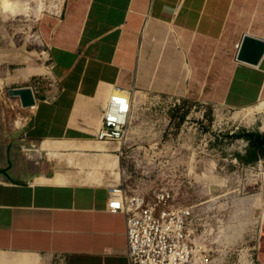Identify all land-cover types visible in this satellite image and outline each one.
I'll return each mask as SVG.
<instances>
[{
  "label": "crops",
  "instance_id": "obj_1",
  "mask_svg": "<svg viewBox=\"0 0 264 264\" xmlns=\"http://www.w3.org/2000/svg\"><path fill=\"white\" fill-rule=\"evenodd\" d=\"M43 21L47 91L36 93L21 128L0 129V255L31 264H129L126 218L108 211L112 186L84 181L65 141L96 142L117 88L135 91L134 101L144 93L230 109L264 104V56L258 64L237 58L246 33L264 39V0H65ZM36 70L22 68L13 82L30 81ZM55 141L63 145L57 159L47 148ZM263 158L264 146L247 164ZM261 192L264 214V175Z\"/></svg>",
  "mask_w": 264,
  "mask_h": 264
},
{
  "label": "rangeland",
  "instance_id": "obj_2",
  "mask_svg": "<svg viewBox=\"0 0 264 264\" xmlns=\"http://www.w3.org/2000/svg\"><path fill=\"white\" fill-rule=\"evenodd\" d=\"M50 15L44 13L38 19L32 13L17 17L0 13V86L4 88L0 93V129L21 128L23 125L17 124L20 118L27 119L24 124L30 118L17 106L19 99L3 105L10 87L31 84L37 87V96L47 91L52 72L42 28ZM28 65L38 69L31 80L14 83L18 72ZM43 67L46 70H39ZM153 104L152 95L144 93L134 101L124 156L110 153V148L101 144L109 155L99 176H92L93 168L84 166L83 180L121 186L130 196L141 193L148 198L159 189L172 187L177 203L194 209L203 220L200 224L207 222L215 229L224 224L222 232H228L240 247L257 244L261 232L264 234L263 175L237 156L252 143L244 134L264 135V113L258 112L264 104L230 109L184 101L169 111L168 103L160 108ZM199 120L204 122L202 134L195 125ZM32 260L0 255V264H31Z\"/></svg>",
  "mask_w": 264,
  "mask_h": 264
},
{
  "label": "built area",
  "instance_id": "obj_3",
  "mask_svg": "<svg viewBox=\"0 0 264 264\" xmlns=\"http://www.w3.org/2000/svg\"><path fill=\"white\" fill-rule=\"evenodd\" d=\"M64 1L43 0V13L60 14ZM28 2L32 9L37 7V0ZM31 88L36 97L37 87ZM134 94L135 91L123 88L112 92L95 137L98 143L106 146L119 144L120 148L108 150L119 157L124 156L130 135ZM152 98L156 108L168 103V111L180 107L185 101L181 97L166 94H155ZM11 101L6 96L3 105L7 107ZM17 106L24 110L20 101ZM195 125L201 134L205 131L203 120L195 122ZM252 166L264 175V159ZM108 211L126 218V254L129 264H260L258 243L240 247L235 238L230 239L228 234L219 238L224 224L216 229L207 222L200 224L203 220L194 209L177 203L172 187L159 189L153 197L148 198L141 193L130 196L121 186H113L109 190Z\"/></svg>",
  "mask_w": 264,
  "mask_h": 264
},
{
  "label": "bare ground",
  "instance_id": "obj_4",
  "mask_svg": "<svg viewBox=\"0 0 264 264\" xmlns=\"http://www.w3.org/2000/svg\"><path fill=\"white\" fill-rule=\"evenodd\" d=\"M29 5L30 4L28 0H25L24 3L21 2L20 0H0V12L4 14L16 15L18 11H20V15L26 14L27 16H30L31 11L34 10L32 14H37L38 19L44 16L43 0H37V7L35 9H32ZM34 108L35 107H30L24 109L23 111L26 113V111H32ZM258 112L264 113V105L261 106ZM20 120H22V118H20ZM62 146H63L62 142L55 141L54 143H52V145L47 147L48 155L55 157L57 159V157H59L62 153L61 151ZM65 147L70 149L71 153L74 156L79 157V163L82 168L84 166L92 167L93 168L92 176H96V177L99 176L100 170L102 169V166L109 155V152L105 148L101 147V143H98L97 141L89 144H83L75 141H65ZM111 148L118 149L120 148V145L117 144L111 146ZM112 172L113 169H111L110 173ZM262 206H263V200H262ZM227 234L228 232L224 231L221 233V235H219V238H223L224 237L223 235L227 236Z\"/></svg>",
  "mask_w": 264,
  "mask_h": 264
},
{
  "label": "water",
  "instance_id": "obj_5",
  "mask_svg": "<svg viewBox=\"0 0 264 264\" xmlns=\"http://www.w3.org/2000/svg\"><path fill=\"white\" fill-rule=\"evenodd\" d=\"M264 56V39L246 33L238 52V60L258 64ZM11 99H19L24 109L36 105V97L31 87L13 88L8 90Z\"/></svg>",
  "mask_w": 264,
  "mask_h": 264
},
{
  "label": "trees",
  "instance_id": "obj_6",
  "mask_svg": "<svg viewBox=\"0 0 264 264\" xmlns=\"http://www.w3.org/2000/svg\"><path fill=\"white\" fill-rule=\"evenodd\" d=\"M244 137H247L252 143H251V150L249 151L248 157H242L241 155H238L237 158L244 161L245 163H248L252 160L257 159V153L263 152V146H264V135L260 133L256 134H244Z\"/></svg>",
  "mask_w": 264,
  "mask_h": 264
}]
</instances>
